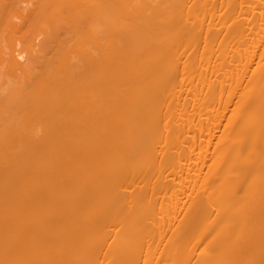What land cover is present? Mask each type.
Instances as JSON below:
<instances>
[{
  "label": "bare ground",
  "instance_id": "1",
  "mask_svg": "<svg viewBox=\"0 0 264 264\" xmlns=\"http://www.w3.org/2000/svg\"><path fill=\"white\" fill-rule=\"evenodd\" d=\"M0 264H264V0H0Z\"/></svg>",
  "mask_w": 264,
  "mask_h": 264
},
{
  "label": "rangeland",
  "instance_id": "2",
  "mask_svg": "<svg viewBox=\"0 0 264 264\" xmlns=\"http://www.w3.org/2000/svg\"><path fill=\"white\" fill-rule=\"evenodd\" d=\"M41 37H42V36H41ZM37 38H38V37H37ZM37 38H36V39H37ZM42 38H43V37H42ZM37 40L39 41V40H41V38H38ZM27 43H28V42H27ZM25 45H26V44H25Z\"/></svg>",
  "mask_w": 264,
  "mask_h": 264
}]
</instances>
